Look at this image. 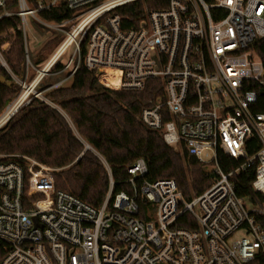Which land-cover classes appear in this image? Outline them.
Instances as JSON below:
<instances>
[{
    "label": "built area",
    "instance_id": "2783aa9c",
    "mask_svg": "<svg viewBox=\"0 0 264 264\" xmlns=\"http://www.w3.org/2000/svg\"><path fill=\"white\" fill-rule=\"evenodd\" d=\"M131 1L41 0L30 6L15 0L10 10L0 0V20L17 18L0 32V71L17 87L0 126L32 100L63 115L44 92L61 89L83 64L116 90H142L158 81L138 119L162 130L165 144L213 169L188 185L147 180L138 158L127 169L128 190L113 193L108 165L98 156L108 189L94 207L57 189L42 162L0 154V264H264V206L246 205L232 179L255 163L252 186L264 195V112L254 110L252 87H264V64L252 48L264 37V0H167L138 27L123 30L111 10ZM59 3L73 15L59 22L38 16ZM34 21L63 34L40 66L27 46ZM60 73L63 78L38 88L44 77ZM252 137L257 148L248 155ZM205 150L211 151L208 161L201 157ZM218 155L240 162L224 171Z\"/></svg>",
    "mask_w": 264,
    "mask_h": 264
},
{
    "label": "trees",
    "instance_id": "16d2710c",
    "mask_svg": "<svg viewBox=\"0 0 264 264\" xmlns=\"http://www.w3.org/2000/svg\"><path fill=\"white\" fill-rule=\"evenodd\" d=\"M5 1L7 9L15 8V0ZM38 1L41 0H26L30 6H35ZM166 4L167 0H134L111 12L119 15L120 28L125 30L138 27L148 11L163 8ZM37 14L41 19L59 22L71 17L73 12L59 3L50 9H41ZM16 20L15 16L1 19L0 32L13 26ZM34 25L41 34H51L45 45L63 36L37 23ZM252 48L264 64V37L258 39ZM41 51L34 56L29 54L34 65L41 62ZM60 67L57 64L54 69ZM0 76L5 79L0 83L1 113L16 94L17 87L2 71ZM51 82L50 76H46L38 88L42 89ZM157 82L148 81L142 90H116L103 86L91 70L80 64L69 84L59 90L44 92L70 123L56 109L32 100L0 127V154H22L61 168L53 173L55 187L94 207L102 202L108 189V171L98 156L108 165L113 193L128 190L127 169L138 158L145 162L143 177L147 180L173 178L186 185L202 180L212 171L211 163L199 162L187 155L182 147L178 150L165 144L162 130L151 129L138 119L140 110L155 98L159 88ZM252 87L258 96L254 110L264 112V87ZM248 141L251 144L246 146V153L251 155L257 142L253 137ZM239 162L227 161L218 155V165L224 171L236 167ZM254 174L255 163L234 174L232 179L246 205L263 208L264 195L252 186ZM259 220L264 225V214Z\"/></svg>",
    "mask_w": 264,
    "mask_h": 264
},
{
    "label": "rangeland",
    "instance_id": "374dc122",
    "mask_svg": "<svg viewBox=\"0 0 264 264\" xmlns=\"http://www.w3.org/2000/svg\"><path fill=\"white\" fill-rule=\"evenodd\" d=\"M35 23H36L35 21L32 23V27L33 28L31 29V32L29 34H27V46H28V50H29L30 56H32V55L34 56L35 54L40 53V51L43 49L41 51V57H42L41 62L38 65H36V66H40L50 56L51 52L54 50V48L57 46V44L61 41L63 36L60 35L57 40L50 42L48 45L47 44L45 45V42L49 38H51V34L48 33V32H46L44 34H41L39 32V30L35 27V25H34ZM63 76H64V74L60 73V74L50 75V78L53 81V80L61 79V78H63ZM69 83H70V81H67V84H69ZM63 115L65 116V118L69 122L68 117L65 114H63ZM84 147H85V145H84ZM88 148H89V146H88ZM174 148L179 150V147H177V146L174 147ZM201 157L205 161L210 160L211 151L210 150L203 151L202 154H201ZM43 164L45 166L49 167L52 170V173H54V172H56V171L61 169V168H58V167L49 166V165H47L45 163H43Z\"/></svg>",
    "mask_w": 264,
    "mask_h": 264
},
{
    "label": "water",
    "instance_id": "95a60500",
    "mask_svg": "<svg viewBox=\"0 0 264 264\" xmlns=\"http://www.w3.org/2000/svg\"><path fill=\"white\" fill-rule=\"evenodd\" d=\"M4 82H5L4 77L0 76V83H4ZM85 148H88V146H86Z\"/></svg>",
    "mask_w": 264,
    "mask_h": 264
}]
</instances>
